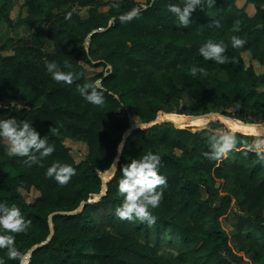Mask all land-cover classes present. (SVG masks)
<instances>
[{
  "label": "trees",
  "instance_id": "1",
  "mask_svg": "<svg viewBox=\"0 0 264 264\" xmlns=\"http://www.w3.org/2000/svg\"><path fill=\"white\" fill-rule=\"evenodd\" d=\"M2 1L12 28L13 0ZM54 1L57 6L77 1L89 16L47 12L37 0H27L25 19L35 18L36 30L29 38L6 35L0 46V118L32 121L54 146L50 156L29 166L26 157L8 156L0 139V202L15 205L31 221L25 232L14 234L21 256L8 259L0 249V262L22 264L51 236L27 264H264V161L251 148L253 132L232 125L264 121V90H258L264 84V6L258 0H215L210 7L198 5L184 28L167 11L170 0ZM133 8L136 17L119 19ZM47 22L51 51L37 31ZM97 29L103 30L92 33ZM233 35L245 43L233 47ZM208 40L226 45L225 63L199 54ZM246 58L253 63L247 65ZM46 60L73 72V82L51 79ZM86 66L102 71L87 76ZM96 81L102 105L90 104L77 91ZM170 114L189 123L198 115L207 127L176 123L166 117ZM229 129L234 148L219 160L206 157L208 137ZM67 139L86 145L83 159L71 154ZM147 151L160 156L159 171L166 177L160 204L151 209L157 218L151 226L114 215L122 165ZM53 162L75 169L66 184L46 175ZM218 181L224 183L219 198ZM34 190L39 194L28 202L24 193ZM229 214L236 222L227 231L220 219Z\"/></svg>",
  "mask_w": 264,
  "mask_h": 264
},
{
  "label": "clouds",
  "instance_id": "2",
  "mask_svg": "<svg viewBox=\"0 0 264 264\" xmlns=\"http://www.w3.org/2000/svg\"><path fill=\"white\" fill-rule=\"evenodd\" d=\"M215 0H182L181 3L170 2L167 4V11L175 16L176 23L180 27L187 28L191 23L190 16L199 5L210 7ZM71 12L66 18H70ZM138 15V9L133 8L122 15L121 21H129ZM219 27V21H213ZM237 25L239 21L235 22ZM238 31L237 29H234ZM233 47L242 46L245 41L233 35L230 37ZM199 54L205 60H212L217 64L225 63L226 45L223 42L208 40L199 47ZM64 68L70 69L71 65L65 61ZM45 70L55 81H62L65 84L73 82V72L64 71L55 61H45ZM203 72V68L200 69ZM197 69L193 67L191 74L196 75ZM100 82L95 84H84L78 86L79 94L94 105H102L104 96L97 88ZM201 127H207L206 123ZM55 131V129H50ZM0 139L6 141L5 152L8 156L26 157L25 163H39L43 158L50 156L54 151V146L48 143L47 136H41L32 121L17 120L15 117L0 118ZM208 144L211 151L204 155L209 159L219 160L228 155L229 151L236 145V139L232 129L228 131L217 130L208 137ZM259 158L264 161V140H258L254 145ZM160 156L152 151H147L134 157L120 169V176L117 180V192L120 203L114 210V215L121 220H139L146 222L149 226L156 221V216L151 209L159 206L163 195V189L159 186L166 185V177L159 171ZM75 169L64 163L53 162L46 169V175L52 177L60 185L66 184ZM31 221L26 220L21 214V210L15 205H8L0 202V249H6L8 259H17L21 256L16 247V233L25 232ZM2 264V262H0Z\"/></svg>",
  "mask_w": 264,
  "mask_h": 264
},
{
  "label": "rangeland",
  "instance_id": "3",
  "mask_svg": "<svg viewBox=\"0 0 264 264\" xmlns=\"http://www.w3.org/2000/svg\"><path fill=\"white\" fill-rule=\"evenodd\" d=\"M27 0H13V3L10 4L11 9L10 11H8L9 16L11 19L14 20V25L12 26V28H10L9 23L7 22L6 18H5V10H2V6H3V1L0 0V46L2 45V40L4 38H6V35H13V36H19L22 38H29V36L36 30V26L37 23L35 21V18H33L32 21H27L25 19V16H27ZM37 2H39L40 4L43 5V8L45 11L47 12H52V13H66L69 10H73V11H78V15L82 18L85 19L89 16V11H88V7H83L80 6L78 4L77 1L75 2H69L67 4H63L61 6H57L55 5V1L54 0H37ZM119 3H116L114 6L116 8H119ZM109 6H104L103 10L106 11L108 9ZM249 11V9H248ZM50 22H47V24L45 26H38L37 27V31L39 33V37L41 39V41H43L44 43V49L46 51H51L53 48V43L52 40L49 38L48 36V32H47V28L49 26ZM247 61V65L248 64H252L253 62L249 59L246 58ZM258 72H261L262 69L260 67H257L256 69ZM102 71V67L100 68H90L88 66H86V75L87 76H93L98 74L99 72ZM259 91L264 90V84L261 85L258 88ZM15 103V101H14ZM169 119L174 120L176 123L179 124H187L193 127L196 126H201V124L205 123V118H197V119H193L192 122H188L189 118L187 117H177L175 115H168L166 116ZM230 123V122H229ZM232 123V122H231ZM264 125V121L262 122H258ZM233 128H236L237 125L238 126H243L244 124H242L240 121H236L235 123H232ZM253 132V142L251 145V148L253 150H255L254 145L258 140H264V126H260V128L256 131H252ZM6 142V141H5ZM67 143L71 146V154L77 159V160H81L83 159V157L85 156L86 152H87V147L84 143H80L74 140H70L67 139ZM7 171L11 174V175H16L15 171H13L10 167H7ZM109 178V177H108ZM107 176L105 177V179H108ZM223 182L218 181L216 186H219V194L217 193V197L219 198L222 195V189H223ZM38 192L37 191H32L30 193H24L26 199L28 202L33 201L37 196H38ZM236 199L233 198L232 199V205H236ZM234 222H236V218L229 214L228 216H222L220 219V225L221 227L225 228L227 231H230L232 229V226L234 224ZM231 245L236 248V243L234 241L233 238H231L230 240ZM166 250H169V246L168 245H164ZM27 262V259H26ZM28 263V262H27Z\"/></svg>",
  "mask_w": 264,
  "mask_h": 264
},
{
  "label": "water",
  "instance_id": "4",
  "mask_svg": "<svg viewBox=\"0 0 264 264\" xmlns=\"http://www.w3.org/2000/svg\"><path fill=\"white\" fill-rule=\"evenodd\" d=\"M101 30H103V29H97V30H94L92 33H95L96 31H101ZM92 33L89 35V38L91 37ZM197 118H200V116L197 115V116H194V117H193V119H197ZM260 126H264V125L261 124V123L246 124V125H243V126H242V129L247 130V131H256V130H258V129L260 128ZM134 127H135V126H132V127L130 128V131H132V130L134 129ZM130 131L126 134L127 136H128V134L130 133ZM116 166H117V161L114 162V163L112 164V166L110 167V169L107 171V173H106L107 178H108V177H111V176L115 173V171H116ZM106 188H107V185H106V183H105V190H106ZM104 194H105V192H102V193L99 195V197H101V196L104 195ZM99 197H98L97 199H99ZM90 201H91V200H90ZM90 201H89V202H90ZM85 204H86V202H82L78 209H81ZM76 211H77V210H76ZM76 211H74V212H76ZM74 212H71V213H74ZM60 213H65V212H60ZM51 217H52V216H51ZM52 231H53V229H52ZM50 238H51V236H50L45 242H43V243H41V244H39V245L34 246V247L30 250V252L28 253L27 257L24 259V261L22 262V264H27L28 259H29V257L31 256L32 252H33L36 248H38L39 246H41V245H43L44 243L48 242V241L50 240ZM26 259H27V262L25 261Z\"/></svg>",
  "mask_w": 264,
  "mask_h": 264
},
{
  "label": "crops",
  "instance_id": "5",
  "mask_svg": "<svg viewBox=\"0 0 264 264\" xmlns=\"http://www.w3.org/2000/svg\"><path fill=\"white\" fill-rule=\"evenodd\" d=\"M257 4H258L259 6H264V0H258V1H257Z\"/></svg>",
  "mask_w": 264,
  "mask_h": 264
},
{
  "label": "bare ground",
  "instance_id": "6",
  "mask_svg": "<svg viewBox=\"0 0 264 264\" xmlns=\"http://www.w3.org/2000/svg\"><path fill=\"white\" fill-rule=\"evenodd\" d=\"M26 261V260H25Z\"/></svg>",
  "mask_w": 264,
  "mask_h": 264
}]
</instances>
